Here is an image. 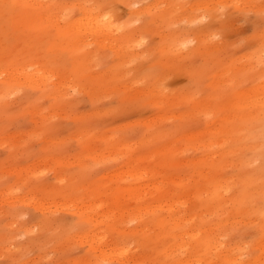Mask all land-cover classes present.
I'll return each mask as SVG.
<instances>
[{
  "label": "rangeland",
  "instance_id": "1",
  "mask_svg": "<svg viewBox=\"0 0 264 264\" xmlns=\"http://www.w3.org/2000/svg\"><path fill=\"white\" fill-rule=\"evenodd\" d=\"M0 264H264V0H0Z\"/></svg>",
  "mask_w": 264,
  "mask_h": 264
},
{
  "label": "bare ground",
  "instance_id": "2",
  "mask_svg": "<svg viewBox=\"0 0 264 264\" xmlns=\"http://www.w3.org/2000/svg\"><path fill=\"white\" fill-rule=\"evenodd\" d=\"M99 16H102V15H99ZM84 17H85L84 20H86L87 25H90V26L92 25V27L96 29L94 31H96L97 33H107L110 30L115 29V19H113L112 16L108 18L105 17L101 20L99 17L92 14V12H89V10H86L84 12ZM39 76H40V73H39Z\"/></svg>",
  "mask_w": 264,
  "mask_h": 264
}]
</instances>
